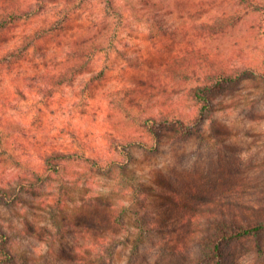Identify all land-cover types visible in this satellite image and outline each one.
Listing matches in <instances>:
<instances>
[{
    "label": "rangeland",
    "instance_id": "rangeland-1",
    "mask_svg": "<svg viewBox=\"0 0 264 264\" xmlns=\"http://www.w3.org/2000/svg\"><path fill=\"white\" fill-rule=\"evenodd\" d=\"M254 1L261 4L259 10L253 11ZM131 2L133 9H128V27L120 36L118 51L109 59L102 56L94 66L98 71L108 62L109 73L91 89L84 92L86 80L80 78L57 91L49 106L15 95L12 79L30 66L49 63L43 59L26 63L13 76L0 77V114L5 112L19 124L15 128L17 147L20 154L25 153L28 167L43 171L40 156L53 149L78 151L89 158L66 163L67 172L63 169L60 178L69 180L67 186L61 180L52 185L41 181L23 194L28 204L24 210L0 203V227L6 232L17 238L20 232L12 229H24V220L35 228L36 233L27 231L18 242L36 264H71L60 256L62 252L88 244V229H65V216L87 224L93 219L108 220L112 211L126 206L124 234L131 241L137 238L136 212L180 226L187 207L199 208L197 203L206 198L222 200L232 208L228 215L243 209L239 218L244 223L264 220V0ZM239 14L241 21L216 33L202 29L206 21ZM153 19L165 23L169 33L153 25ZM101 21L100 5L92 0L76 13L69 31L73 35L84 28L96 31ZM44 22L35 21L31 28ZM56 47L54 42L47 43L50 51ZM190 48L200 52L201 60L206 59L204 65L197 61L201 70L250 66L249 73L212 95L213 106L200 135L188 141L175 140L169 130L161 131L160 137L150 135L140 119H160L162 112L173 111L190 118L198 111L188 92L195 83L169 74L162 65L170 55ZM193 58L182 64L192 66ZM152 74L153 88L148 89L140 79ZM137 139L146 145L130 144ZM61 194L66 195L67 204L63 211H54ZM181 234L170 235L177 239ZM161 236L153 234L156 242ZM43 237L45 242L40 240ZM53 237L58 241L49 251ZM159 250L153 243V264H187L167 253L159 258ZM129 252L130 245L122 247L114 264H126ZM225 253L229 264H264V232L228 244Z\"/></svg>",
    "mask_w": 264,
    "mask_h": 264
},
{
    "label": "trees",
    "instance_id": "trees-1",
    "mask_svg": "<svg viewBox=\"0 0 264 264\" xmlns=\"http://www.w3.org/2000/svg\"><path fill=\"white\" fill-rule=\"evenodd\" d=\"M64 1L58 5L60 0H0V77L13 76L16 69H23L28 62L37 63L39 59L48 61L49 63L30 66L26 68V72L22 70L14 80L12 79L13 84L16 83L15 95L25 100L31 98L35 104L39 103L38 105L49 106L57 91L65 86H73L80 78L86 80L84 92L106 78L110 70L109 63L98 71L94 66L102 56L109 59L113 52L118 51L120 36L128 27V9H133L132 0H97L102 18L100 28L97 32L84 28L73 35L69 29L74 16L92 0ZM253 3V11L259 10L261 4L255 1ZM226 18L206 21L202 23V29L216 33L221 28L241 21L242 15ZM43 19V24L31 28L33 22ZM153 25H157L163 33H169L165 23L153 19ZM49 41L57 44L55 52L48 50ZM198 53L200 52L193 48L184 49L176 56L170 55L162 64L169 74L195 83L188 92L198 111L190 118L183 112L173 111L162 112L160 119H140L150 135L160 137L161 131L169 130L178 141H188L193 135H200L205 117L213 106L212 95L228 85L240 82L249 73L250 66L238 70L216 66L201 70L196 67L197 61L201 60ZM192 55L195 56L191 59L195 66L183 65L182 63L187 62ZM201 61L200 65L207 62L206 59ZM87 75L91 77L87 79ZM140 82L148 89L153 88V74L148 78H141ZM130 90L132 93L129 94H133L134 90ZM133 102L135 101L132 100ZM40 109L42 107L38 108ZM4 113L0 114V203L8 207L23 206L22 211L28 205L23 194L32 191L31 189L36 188L37 183L41 181L43 185H52L54 180H61V183L64 182L67 186L69 180L60 178L63 169L67 172L66 163L77 159L88 161L89 158H85L78 151L53 149L40 156L44 163L43 171L28 167L26 160H23L25 153L20 154L17 147L15 128L20 126ZM136 143L146 145L138 139L130 141L131 145ZM97 164H101L100 161H97ZM64 195L61 194L55 201L54 211L64 210L62 208L67 204V197ZM202 201L201 204L197 203L199 208L187 207L180 218L181 223H178L180 226L154 221L152 216L143 218V214L136 212L137 238L134 241L124 234L127 232L126 220L123 217L126 206L112 211L108 220L93 219L88 220L87 224L80 222L78 218L71 222L69 217L65 216L62 220L65 229L71 226L85 227L90 233L88 244L72 248L68 245L70 250L65 249L60 256L71 264H114L117 252L130 245L126 264H153L155 243L156 247L160 248L157 254L159 258L167 253L185 260L187 264H229L225 253L228 244L264 232L263 219L244 223L239 218L243 209L239 213L228 215V210L231 211L232 208L223 205L222 200L206 198ZM176 203L177 208L182 209L179 202ZM56 218L55 221L58 222ZM24 224V229H12L20 232L18 239L12 232L10 234L0 227V264H36L33 256H28V252L23 251L18 242L27 235V231H30L29 234L36 233L35 228L25 220ZM156 232L162 235L159 242L153 238ZM176 232L182 233L181 237L175 239L170 235ZM40 240L46 241L44 237ZM57 241V238L53 237L49 251L55 247ZM66 250L69 253H66ZM33 252L32 249V255H35ZM189 256L192 258L189 259Z\"/></svg>",
    "mask_w": 264,
    "mask_h": 264
}]
</instances>
